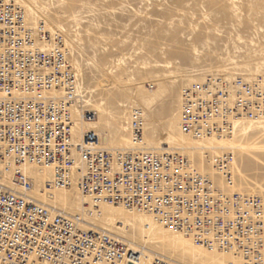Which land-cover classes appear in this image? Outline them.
I'll use <instances>...</instances> for the list:
<instances>
[{"label": "built area", "instance_id": "2783aa9c", "mask_svg": "<svg viewBox=\"0 0 264 264\" xmlns=\"http://www.w3.org/2000/svg\"><path fill=\"white\" fill-rule=\"evenodd\" d=\"M35 38L48 41L50 48L37 49ZM208 81L203 88L195 85L184 92L183 130L200 135L202 124L208 134L228 127L222 122L208 124L207 118L219 115L225 119L221 99L224 103L230 87L236 96L235 113L264 114L260 78L246 81L237 76L231 84L218 77ZM75 97L74 76L61 36L27 28L20 8L0 0V149L15 163L52 165L55 184L60 187L71 184L77 161L76 186L81 193L148 210L178 229L196 233L206 245H240L241 240L250 243L259 235L257 242L264 249V204L255 197L242 207L237 197L230 201L210 196V181L188 168L182 155L141 148L113 151L102 146L93 131L85 132L82 144L76 145L70 111ZM91 116L84 112L85 118ZM132 129L134 140H141L142 125L137 117ZM73 149L78 151L75 158ZM3 156L1 153L0 159ZM115 156L117 167L111 165ZM229 161V155L215 160L228 178ZM12 182L13 187L0 182V264H113L127 255L125 244L109 233L81 230L79 216L51 215L47 205L27 194L31 182L20 172ZM251 208L253 215L247 210Z\"/></svg>", "mask_w": 264, "mask_h": 264}, {"label": "rangeland", "instance_id": "374dc122", "mask_svg": "<svg viewBox=\"0 0 264 264\" xmlns=\"http://www.w3.org/2000/svg\"><path fill=\"white\" fill-rule=\"evenodd\" d=\"M25 2L43 15L48 24H60L63 35L73 40V56L80 63L81 83L95 90L88 96L89 108L86 107L102 113L99 119L103 125L98 128L106 132L109 139L119 133L120 102L140 109L146 121L172 120L162 127L146 122L145 143L164 137L169 127L171 137L177 138L173 120L179 104V90L190 82V78L184 77L186 72L199 67L230 68L246 73L261 67L264 72V0ZM168 62L172 68H164V71L153 66ZM143 64L148 68L143 69ZM169 71L173 75L167 76L168 79L155 76L165 77L163 72ZM260 138L258 152L242 153L238 149L245 142ZM234 146L238 152L235 162L237 189L244 194L264 190L263 132L253 130L237 138ZM252 156L258 157L260 163L254 164ZM127 237L138 242L139 230L136 227L128 229ZM165 247L170 248L168 245L162 248Z\"/></svg>", "mask_w": 264, "mask_h": 264}, {"label": "bare ground", "instance_id": "6f19581e", "mask_svg": "<svg viewBox=\"0 0 264 264\" xmlns=\"http://www.w3.org/2000/svg\"><path fill=\"white\" fill-rule=\"evenodd\" d=\"M9 1L20 8L23 13L24 26L31 30L42 29L48 31L51 36L59 34L62 38L64 56L74 76L76 97L72 101L70 111L72 118V140L76 145L82 144V136L85 132L93 131L98 136L99 143L113 151H127L129 148H141L144 151L156 153L175 152L186 159L188 168L195 169L200 175L210 181L208 193L210 196L215 197L219 195L222 197V200L226 198L230 201L234 197H237L236 199L242 207H247V204L244 203L246 200L255 197L259 199L261 204H264L263 189L251 190L250 194H244L240 188L237 189V184L235 183V162L238 152L234 146L237 138L246 136L253 130L258 129L264 134V114H255L249 117L244 113H235L232 106L236 96L235 91L230 87L229 94L224 98V103L221 99V106L226 108L221 110L222 115H225V119H221L219 115H212L207 118L208 124L218 123L220 125L222 122L224 125L227 124L228 127L224 126L218 130L214 129L212 133L208 134L205 132L204 124H202L199 129L200 135L195 130L185 131L181 127L182 98L186 90H192L195 85L203 88V85L207 84L209 79L211 82L216 77L228 84H231L237 76L246 81L260 78L262 80L261 85L264 86V72L260 70L261 67H255V70L247 73L235 72L230 68L212 69L204 67L186 72L184 77L186 79L190 78V82L184 84L179 90V104L176 109V118L173 120V129L177 133V138L175 139L171 137L172 129L169 127L164 137L156 140L149 139L145 143L144 128L146 122L150 124L158 123L162 127L166 123L172 122V120L149 119L146 121V115L140 109H132L128 106L127 102H120L118 106L122 111V115L120 117L119 133L109 139L108 134L103 130L100 131L98 128V126L103 125L99 119L102 113L100 114L93 107L88 109L90 99H88V96L94 93L95 90H89L87 86L84 87L83 83H81L82 73L80 63L73 56L75 47L73 40L63 35V29L60 24H48L45 17L35 11L25 0ZM40 16L42 18H39ZM78 36L77 34L76 39H78ZM33 44L41 51H46L50 48V43L40 38H35ZM153 66L163 68V71L164 68H172L170 62L164 64L157 63ZM142 68L146 69L148 66L143 64ZM43 70L47 71L46 68H43ZM169 75H173L172 71L163 72V76L165 77L158 74L155 76L159 79H168L167 76ZM186 79L184 80L185 82ZM53 91L60 92L61 90ZM198 91L202 92L199 89ZM85 92L86 95L84 94ZM84 112H89L92 116L89 119L85 118ZM135 117L138 118L142 125L141 140L136 141L134 140L132 129ZM261 139H255L250 143L245 142L238 149L242 150V153L250 151L258 152ZM1 153L4 156L3 159H0V182L13 187L15 186L12 182L13 176L16 172H20L31 182V188L26 191L27 194L42 204L47 205L51 215L61 213L69 216H79L81 219L79 228L81 230L97 229L109 233L124 243L127 247V255L122 259L116 260L113 264H154L156 261L170 264H264V249L257 242L259 235L258 237L254 235V239L250 243L241 240L240 245L235 244V242L223 247L206 245L199 240L196 233L178 229L148 210L127 207L122 203L113 204L103 198L96 200L90 194L81 193L76 186L78 177L76 171L77 161L71 171V184L66 187H60L55 184V170L52 165L31 162L15 163L11 155L6 151L0 149V155ZM72 153L75 158L78 151L73 149ZM223 155L230 156V161L228 162L229 178L215 165L216 158ZM252 158L254 164L260 163L258 157L252 156ZM112 160L111 165L117 167L118 159L116 156ZM247 210L249 215H253V208ZM256 219L255 216L254 221ZM132 227H136L139 230L138 242L127 237V230ZM210 231L212 232V230ZM211 232H207L206 234L209 237H213ZM165 245L170 246V248L165 247L163 249L162 247ZM97 264L105 263L99 262Z\"/></svg>", "mask_w": 264, "mask_h": 264}]
</instances>
